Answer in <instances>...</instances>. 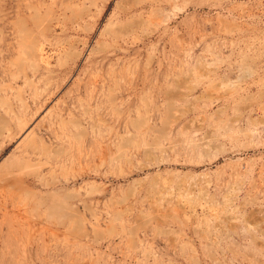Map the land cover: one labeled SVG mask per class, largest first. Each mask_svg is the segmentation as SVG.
<instances>
[{"label":"rangeland","instance_id":"rangeland-1","mask_svg":"<svg viewBox=\"0 0 264 264\" xmlns=\"http://www.w3.org/2000/svg\"><path fill=\"white\" fill-rule=\"evenodd\" d=\"M0 264H264V0H0Z\"/></svg>","mask_w":264,"mask_h":264}]
</instances>
